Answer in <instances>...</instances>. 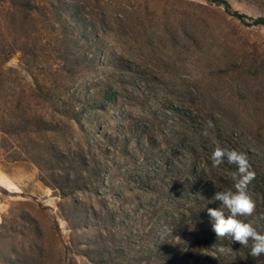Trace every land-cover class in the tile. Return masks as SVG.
Returning a JSON list of instances; mask_svg holds the SVG:
<instances>
[{
    "label": "rangeland",
    "instance_id": "374dc122",
    "mask_svg": "<svg viewBox=\"0 0 264 264\" xmlns=\"http://www.w3.org/2000/svg\"><path fill=\"white\" fill-rule=\"evenodd\" d=\"M216 147L247 153L264 232L263 27L205 0H0V260L240 264L206 239L235 182Z\"/></svg>",
    "mask_w": 264,
    "mask_h": 264
},
{
    "label": "clouds",
    "instance_id": "9594fccd",
    "mask_svg": "<svg viewBox=\"0 0 264 264\" xmlns=\"http://www.w3.org/2000/svg\"><path fill=\"white\" fill-rule=\"evenodd\" d=\"M212 126V122L208 121V127ZM204 134L207 135V132ZM225 159L237 169L233 173L234 190L217 191L210 200L220 202L219 208H207L212 222V231L217 239L230 238L232 242H238L243 247H247L251 241L250 255L259 257L264 255V234L257 232L251 223L240 219V217L252 216L256 209L255 201L248 191V185L255 178V172L250 170L247 153L226 147H216L211 155L213 166L218 167ZM219 251L223 253L228 249L221 246Z\"/></svg>",
    "mask_w": 264,
    "mask_h": 264
},
{
    "label": "trees",
    "instance_id": "16d2710c",
    "mask_svg": "<svg viewBox=\"0 0 264 264\" xmlns=\"http://www.w3.org/2000/svg\"><path fill=\"white\" fill-rule=\"evenodd\" d=\"M205 1H207L208 3H210L212 5H215L217 7H222L225 13L229 14L231 17H233L234 19H236L237 21H239V22H241L243 24L246 23V20H249L251 25L264 28V18L249 19V18H247V16H245L243 14H240L237 11H233L231 9L230 5L228 4V2L225 1V0H205ZM33 129H35V131L32 130L33 132H31V133H36L37 132V126L36 125L33 126ZM1 133H2L3 137L4 136H6V137H8V136L9 137H19L20 136V135L15 134V133L7 134V133H5L3 131H1ZM24 135H25V137L26 136H29V137L31 136V134H24ZM26 155H30L29 152H26ZM27 160L32 161L30 156H27ZM11 161H19V160H15V158L13 157ZM224 163H225L224 165H225V167L227 169V172L233 176V173L237 171L236 166L233 165V164L228 163L227 160L224 161ZM196 167H197V165L194 164L193 169H196ZM2 229H3V226L1 224L0 225V230H2ZM257 232H259L261 234H264V232L262 230H259ZM207 234L209 235L208 238H206L207 241L208 240H212V239H216L217 240V237L215 236L214 232H208ZM228 240H231V239L230 238H224V239H221V241H219V239H218V241H219L218 243L219 244H224V245L226 244V245L230 246ZM236 244L238 245L239 248L236 247L235 249H237L242 254L241 259L238 260L240 262V264H241L242 261H244V262L246 261V262H249L251 264H255L256 262L261 261L260 257H264V255H261L259 257H253V256L250 255L251 241L249 242V245L247 247L241 246L238 242H236ZM0 264H8V262H7V260L1 258Z\"/></svg>",
    "mask_w": 264,
    "mask_h": 264
},
{
    "label": "bare ground",
    "instance_id": "6f19581e",
    "mask_svg": "<svg viewBox=\"0 0 264 264\" xmlns=\"http://www.w3.org/2000/svg\"><path fill=\"white\" fill-rule=\"evenodd\" d=\"M0 185H4L7 189H13V185L8 182L4 177H0Z\"/></svg>",
    "mask_w": 264,
    "mask_h": 264
}]
</instances>
